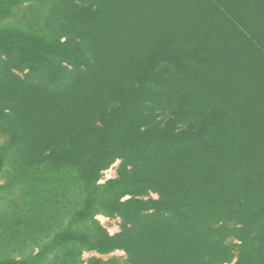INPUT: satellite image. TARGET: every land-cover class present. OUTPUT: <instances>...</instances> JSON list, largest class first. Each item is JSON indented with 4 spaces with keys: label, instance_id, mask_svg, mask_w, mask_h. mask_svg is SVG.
I'll list each match as a JSON object with an SVG mask.
<instances>
[{
    "label": "trees",
    "instance_id": "1",
    "mask_svg": "<svg viewBox=\"0 0 264 264\" xmlns=\"http://www.w3.org/2000/svg\"><path fill=\"white\" fill-rule=\"evenodd\" d=\"M41 13L33 90L0 91V149L77 176L74 197L93 202L60 238L133 262L97 213L136 225L195 211L232 252L212 264H264V0H44Z\"/></svg>",
    "mask_w": 264,
    "mask_h": 264
},
{
    "label": "rangeland",
    "instance_id": "2",
    "mask_svg": "<svg viewBox=\"0 0 264 264\" xmlns=\"http://www.w3.org/2000/svg\"><path fill=\"white\" fill-rule=\"evenodd\" d=\"M43 8L44 0H0L1 92L6 93L7 87L15 94L33 90V80L25 74L31 59L47 43ZM57 26L64 32L69 28L63 19ZM117 164L118 160L102 170L97 182L114 177ZM79 185L77 176L55 159L27 163L0 149V264H170L179 259L183 264H212L232 254L201 227L207 214L201 218L195 211L182 224L147 211L136 225H125L118 215L97 213L94 218L109 235L125 230L137 259L133 262L123 248L99 253L63 241L60 235L66 229H81L74 221L78 209L93 202L83 187L81 199L74 197Z\"/></svg>",
    "mask_w": 264,
    "mask_h": 264
}]
</instances>
